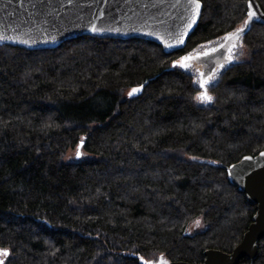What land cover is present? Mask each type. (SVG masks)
Returning <instances> with one entry per match:
<instances>
[{
	"label": "trees",
	"instance_id": "obj_1",
	"mask_svg": "<svg viewBox=\"0 0 264 264\" xmlns=\"http://www.w3.org/2000/svg\"><path fill=\"white\" fill-rule=\"evenodd\" d=\"M200 1L195 32L171 53L138 37L0 44L2 264L201 263L242 241L257 206L228 167L264 151V23L246 28L248 0ZM240 29L244 58L199 104L177 62ZM77 146L91 156L68 161ZM199 216L206 228L192 233ZM238 264H264V238Z\"/></svg>",
	"mask_w": 264,
	"mask_h": 264
},
{
	"label": "water",
	"instance_id": "obj_2",
	"mask_svg": "<svg viewBox=\"0 0 264 264\" xmlns=\"http://www.w3.org/2000/svg\"><path fill=\"white\" fill-rule=\"evenodd\" d=\"M199 3V14L192 23L189 0H0V44L43 49L82 35L138 37L160 43L171 53L184 48L195 32L203 8ZM248 10L246 28L252 21L264 23V10L257 0H248ZM145 84L133 93L140 94ZM228 176L257 206L242 241L232 252L208 249L201 263L174 260L162 264H238L243 257L253 260L258 256L264 238V151L232 163Z\"/></svg>",
	"mask_w": 264,
	"mask_h": 264
},
{
	"label": "rangeland",
	"instance_id": "obj_3",
	"mask_svg": "<svg viewBox=\"0 0 264 264\" xmlns=\"http://www.w3.org/2000/svg\"><path fill=\"white\" fill-rule=\"evenodd\" d=\"M232 34V33H230ZM229 35L220 38L218 40H214L205 44L200 45L193 51L187 53L183 57H191L188 61L189 67L184 68L189 72L193 73L195 76V82L200 87V92L197 95V102L199 104H211L215 99L214 95L210 91V87L215 84L223 71L233 62L240 61L244 58V49L241 37L239 39H234L229 46H226L229 39H226ZM180 58V61L182 58ZM138 87V86H137ZM137 87L133 88L136 89ZM132 89V90H133ZM130 91L131 95L137 96ZM206 94L207 96H211V100H205L201 97ZM91 154L85 151L82 147L77 146L73 149H70L67 153L66 159L68 161H79L82 160ZM206 228V223L203 222L201 216L197 217L195 220L191 222L188 230L192 233L204 230ZM3 250L0 252V262L4 263L8 258V254L4 253L8 250ZM147 264H162L169 262L167 257L164 255L158 256V258L154 260L143 259Z\"/></svg>",
	"mask_w": 264,
	"mask_h": 264
},
{
	"label": "snow or ice",
	"instance_id": "obj_4",
	"mask_svg": "<svg viewBox=\"0 0 264 264\" xmlns=\"http://www.w3.org/2000/svg\"><path fill=\"white\" fill-rule=\"evenodd\" d=\"M251 2V0H250ZM189 4L192 8V12H193V16H192V23L195 22V17L199 14V9H200V3H199V0H189ZM253 15H255V13H253ZM239 32H242L243 29H240L238 30ZM236 38V39H239V36L237 34H229L228 37H226V39H233V38ZM191 59V57H183L181 61H178L177 63L181 66V67H184V68H188L189 67V63L188 61ZM133 92H136L137 89H133L132 90ZM131 94V93H130ZM202 99H205V100H211L212 97L211 96H207L206 94H204L202 97ZM2 251V250H0ZM0 264H2V262H0Z\"/></svg>",
	"mask_w": 264,
	"mask_h": 264
},
{
	"label": "bare ground",
	"instance_id": "obj_5",
	"mask_svg": "<svg viewBox=\"0 0 264 264\" xmlns=\"http://www.w3.org/2000/svg\"><path fill=\"white\" fill-rule=\"evenodd\" d=\"M62 44V43H61Z\"/></svg>",
	"mask_w": 264,
	"mask_h": 264
}]
</instances>
